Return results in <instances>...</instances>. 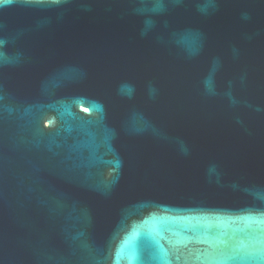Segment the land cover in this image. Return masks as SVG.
Masks as SVG:
<instances>
[{"label": "water", "instance_id": "95a60500", "mask_svg": "<svg viewBox=\"0 0 264 264\" xmlns=\"http://www.w3.org/2000/svg\"><path fill=\"white\" fill-rule=\"evenodd\" d=\"M0 264H264V0H0Z\"/></svg>", "mask_w": 264, "mask_h": 264}]
</instances>
